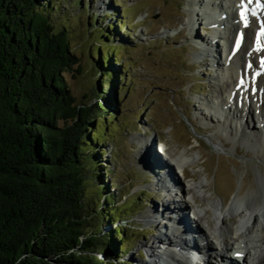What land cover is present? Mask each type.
Wrapping results in <instances>:
<instances>
[{
    "label": "trees",
    "instance_id": "1",
    "mask_svg": "<svg viewBox=\"0 0 264 264\" xmlns=\"http://www.w3.org/2000/svg\"><path fill=\"white\" fill-rule=\"evenodd\" d=\"M60 4L0 0V264H127L136 225L114 201L98 149L118 119L119 28H90L99 93L78 102L64 73L81 71L80 56L56 17Z\"/></svg>",
    "mask_w": 264,
    "mask_h": 264
},
{
    "label": "rangeland",
    "instance_id": "2",
    "mask_svg": "<svg viewBox=\"0 0 264 264\" xmlns=\"http://www.w3.org/2000/svg\"><path fill=\"white\" fill-rule=\"evenodd\" d=\"M192 1L61 0L56 14L59 23L70 28L71 44L80 56L81 71L64 73L78 102L93 101L99 93L92 91L100 85V77L96 75L92 59V52L98 46L97 35L90 28L95 22L104 27L114 22L119 28L115 34L118 44H115L119 46L121 59L111 65L119 69L120 76L125 75L115 91L118 119L108 122L105 132L104 127L101 128L104 140L98 149L105 151L99 158L104 167V181L109 183L119 208L128 211V216L124 213V217H129L130 223L136 225L129 235L134 246L124 252L120 260L127 264H150L146 246L158 239L159 232H166V227H161L166 219L158 214L163 211V203L168 199L169 203L176 201L178 205H185L180 192L168 196L167 187L156 183L154 168L165 173L170 169L169 164L176 168L177 176L185 184L206 178L208 199H223L225 204L236 194L241 198L264 184L263 155L256 156L253 147L242 141L241 135L234 140L228 127L218 123L214 115L213 121L210 120L208 107L200 103L201 99L216 100L219 89L211 78L216 73L215 67L210 65L211 57L206 56L196 42L198 35L212 38L214 30L207 26V19L197 21L196 25L189 22L190 10L199 8ZM77 2L82 3L83 8ZM195 13L198 12L195 10ZM120 21L125 23L121 28ZM77 67L78 64L74 69ZM205 115L209 118L205 119ZM148 139L153 141V149L149 146L151 165L148 162L147 168L143 151ZM143 140L146 144L141 143ZM161 141L167 143V152L161 151ZM182 150L197 156L186 165V177L177 167L176 157ZM105 168L109 169L108 173ZM97 188L91 179L86 191L89 195L95 194ZM192 206L206 208L207 199L195 196L188 205ZM187 212L192 214L190 209ZM206 212L207 223L213 226L214 213L212 209ZM235 220L230 219L228 223L233 224ZM191 223L198 224L193 218ZM103 228L109 230L110 225L104 224ZM166 233L168 239L173 238L172 232ZM197 236L195 240L201 244ZM225 237L231 241L230 234ZM170 243L160 238L155 245L165 250L162 247L167 248ZM234 255L236 258L237 254ZM204 263L200 259L196 261V264Z\"/></svg>",
    "mask_w": 264,
    "mask_h": 264
},
{
    "label": "bare ground",
    "instance_id": "3",
    "mask_svg": "<svg viewBox=\"0 0 264 264\" xmlns=\"http://www.w3.org/2000/svg\"><path fill=\"white\" fill-rule=\"evenodd\" d=\"M193 1L199 8H195L198 13L194 9L190 10L189 22L196 25L197 21L207 19V26L214 27L212 38L198 35L196 42L198 48L200 46L205 55L211 57L210 65L216 71L211 78L219 89L216 100L201 99L200 103L208 107L210 120L212 115L216 116L218 123L228 127L234 140L241 135L242 141L253 147L256 156L264 157V35L258 31L259 24L264 22V4L263 7L260 4L263 0ZM242 1H248L254 6L245 14L246 22L240 15L243 10ZM257 69L259 73H256ZM242 76L247 79L238 86ZM203 117L209 118L207 115ZM149 146H153L151 139H148L147 150L145 147L143 151L147 168ZM159 147L161 151H168L165 141H161ZM196 159L197 156L189 155L187 150L177 155V167L182 176L186 174V165ZM168 166V170L163 167L165 173L155 168L152 170L156 183L167 187L168 196L180 192L184 196L185 205H178L176 201L169 203L167 199L163 203L162 212L156 209L166 219L165 225L161 227L165 226L166 232H172L173 238L168 239V233L159 232L158 239L170 240L171 243L167 248L162 247L165 250H160L155 245L158 239H153L152 245L146 246L149 263L196 264L201 259L205 261L204 264H264V184L249 190L241 198L236 194L229 204H225L223 199H208L206 195L209 193V184L206 178L185 184L177 176L176 168ZM261 173L264 180V172ZM195 196L207 199L206 208L188 207ZM189 209L192 214L187 212ZM208 209L214 213L213 226L207 223ZM192 218L197 225H192ZM233 218H236L235 222L229 224L228 220ZM191 232L200 236L201 244ZM227 234L231 235V241L225 237ZM234 253L237 254L236 258Z\"/></svg>",
    "mask_w": 264,
    "mask_h": 264
},
{
    "label": "snow or ice",
    "instance_id": "4",
    "mask_svg": "<svg viewBox=\"0 0 264 264\" xmlns=\"http://www.w3.org/2000/svg\"><path fill=\"white\" fill-rule=\"evenodd\" d=\"M240 15L245 19V22L247 21V17L244 12H241ZM261 35H264V30H262Z\"/></svg>",
    "mask_w": 264,
    "mask_h": 264
}]
</instances>
